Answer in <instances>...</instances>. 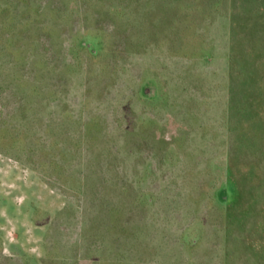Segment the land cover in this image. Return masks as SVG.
<instances>
[{
	"label": "rangeland",
	"instance_id": "1",
	"mask_svg": "<svg viewBox=\"0 0 264 264\" xmlns=\"http://www.w3.org/2000/svg\"><path fill=\"white\" fill-rule=\"evenodd\" d=\"M75 262L264 264V0H0V264Z\"/></svg>",
	"mask_w": 264,
	"mask_h": 264
},
{
	"label": "trees",
	"instance_id": "2",
	"mask_svg": "<svg viewBox=\"0 0 264 264\" xmlns=\"http://www.w3.org/2000/svg\"><path fill=\"white\" fill-rule=\"evenodd\" d=\"M10 18H13V17H9V19ZM10 21H12L11 19H10ZM9 21V22H10ZM36 22V21H35ZM94 122V118L92 117V116H87V117H85L84 118V120H83V122H82V125H83V130H82V138L83 139H92V134L94 133L93 131L94 130H92L91 128H90V125H91V123H93ZM94 123H96V122H94ZM96 125V124H95ZM60 155V154H59ZM61 156V155H60ZM59 156V157H60ZM63 161H65V157H61V158H59L58 159V161H55L54 162V167H55V171H60V170H62L64 173L63 174H65L67 177L66 178H68V175H67V173H68V171H69V168H67L66 167V164L63 162ZM62 162V163H61ZM79 174H77L76 176H70L69 178L71 179V180H73V179H78L79 177ZM104 179V178H103ZM98 183H96V184H94V186H93V188H92V190H93V193L91 192V195H92V198H91V202H93V201H95V200H97L98 199V196H97V194L99 193V188H98ZM87 186V183L86 182H82L81 181V187H82V192L83 191H85V187ZM87 188V187H86ZM118 209L116 208V206H114V205H111V206H106L104 209H102V221L105 223L104 224V229L106 230V231H109L110 229H111V227H112V224H113V215L115 214V212L117 211ZM102 222V223H103ZM105 236V235H104ZM104 236H101V237H104ZM96 238V237H95ZM100 239H102V238H100ZM100 239H99V237L98 238H96V239H93L92 240V242L91 243H93V245H96L98 242H100ZM74 264H78V263H74Z\"/></svg>",
	"mask_w": 264,
	"mask_h": 264
},
{
	"label": "flooded vegetation",
	"instance_id": "3",
	"mask_svg": "<svg viewBox=\"0 0 264 264\" xmlns=\"http://www.w3.org/2000/svg\"><path fill=\"white\" fill-rule=\"evenodd\" d=\"M221 15H224V17H228L227 15H225V14H221Z\"/></svg>",
	"mask_w": 264,
	"mask_h": 264
},
{
	"label": "crops",
	"instance_id": "4",
	"mask_svg": "<svg viewBox=\"0 0 264 264\" xmlns=\"http://www.w3.org/2000/svg\"><path fill=\"white\" fill-rule=\"evenodd\" d=\"M240 2H242V1H240Z\"/></svg>",
	"mask_w": 264,
	"mask_h": 264
}]
</instances>
